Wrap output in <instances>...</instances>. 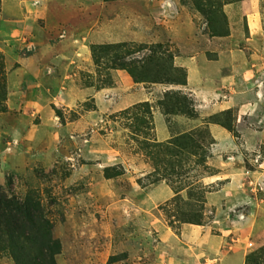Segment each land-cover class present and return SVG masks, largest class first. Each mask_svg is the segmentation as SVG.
<instances>
[{"label": "rangeland", "instance_id": "rangeland-1", "mask_svg": "<svg viewBox=\"0 0 264 264\" xmlns=\"http://www.w3.org/2000/svg\"><path fill=\"white\" fill-rule=\"evenodd\" d=\"M244 1L0 0V187L39 198L57 264H123L136 244L154 243L157 210L142 216L125 198L147 209L158 180L173 192L158 206L173 230L198 219L218 228L211 194L231 179L230 216L264 227V74L263 96L246 84L264 56L250 39L264 38V0L257 29ZM96 44L131 55L96 60ZM130 60L141 80L120 67ZM36 70L47 88L28 82ZM222 101L229 107L215 109ZM183 135L193 141L172 142ZM254 230L239 241V264H264ZM0 264L13 262L0 254Z\"/></svg>", "mask_w": 264, "mask_h": 264}, {"label": "crops", "instance_id": "crops-1", "mask_svg": "<svg viewBox=\"0 0 264 264\" xmlns=\"http://www.w3.org/2000/svg\"><path fill=\"white\" fill-rule=\"evenodd\" d=\"M247 6H249V15L248 18L250 26L252 28H260L262 25L260 20L261 17L258 14L260 3L258 0H245ZM89 42H96L98 38H87ZM251 40L256 41V43H264V38H250ZM85 38L78 39L79 51L86 56L89 54L88 47L84 42ZM81 47V48H80ZM257 68H252L251 73L249 74L247 84V90L253 94L255 98L256 92H260V95L263 96V83L259 87L258 81H262V75L264 74L262 67L264 68V56L262 60L255 64ZM39 72L34 71L31 74H26L29 79L28 82L31 85L36 84L42 80L43 88L46 87L45 84H50L48 78L38 75ZM38 75L39 78L34 79ZM40 83V82H39ZM259 87V88H258ZM47 88V87H46ZM229 104L222 101L221 103L216 102L215 109H222L223 107H229ZM233 105V104H230ZM214 107V106H213ZM250 109H254L251 107ZM214 130V128H212ZM215 133H219L218 130H215ZM221 136V133L218 134ZM217 136V137H219ZM220 139V138H218ZM223 166H220L221 171H218V174H224L228 170V163L222 161ZM227 168V169H226ZM225 169V170H224ZM253 180H249L252 183ZM232 182L227 181L222 184L221 187L217 189L211 198L215 199L217 202L216 216H218L219 227L214 228L213 222H207L203 224H192L183 222L180 223L177 230H173L168 226L163 218L159 217L161 215L158 206L168 198L173 195L170 187L163 181L158 180L155 183L148 186L144 195L146 200L149 201V207L143 209L139 204L134 200V198H125L128 202L132 203L135 208L141 209L142 216L151 214L153 209H156L158 215H154L155 220L152 222V236L154 238V243L146 246L143 244H136V249L133 251L135 255H132L128 252L129 257L132 255L133 258L122 261L123 264H239L238 258L240 246L239 241L243 239V236L249 233L250 229L254 228L255 234L258 237H264V227L262 229H257L256 224L252 219L247 218V227L242 229L240 227L241 221L237 220L235 217L230 216L229 211L233 209L234 203L239 199L235 194V190L230 188L228 184ZM137 184V183H136ZM138 186V185H137ZM130 207V206H129ZM131 214L138 219V216H141V212L132 211ZM255 222V221H254ZM254 225V226H253ZM147 236H150L147 234ZM256 237V238H257ZM138 239V238H137ZM256 239H246V245L251 243L250 246L256 247ZM263 257V256H262ZM258 257V258H262Z\"/></svg>", "mask_w": 264, "mask_h": 264}, {"label": "trees", "instance_id": "trees-1", "mask_svg": "<svg viewBox=\"0 0 264 264\" xmlns=\"http://www.w3.org/2000/svg\"><path fill=\"white\" fill-rule=\"evenodd\" d=\"M91 47L92 56L96 60L101 53L110 50L112 60L116 61L115 56L119 52L117 48L124 49L125 55L121 54L123 57L131 55L124 44L108 46L96 44ZM139 50L141 49L137 51ZM132 62L134 61H123L119 65L125 68L134 79H140ZM138 73L141 74V72ZM141 105L146 106L147 103L144 102ZM180 141L192 142V135H183L172 140L176 145ZM172 142L169 141L165 147L169 148L168 144ZM194 223L201 224L200 219ZM59 252L60 242L52 234L51 221L46 216L39 198L34 194H26L23 198H18L7 194L0 187V254L8 256L13 264H57L55 257ZM262 256L264 252L257 254V257Z\"/></svg>", "mask_w": 264, "mask_h": 264}, {"label": "built area", "instance_id": "built-area-1", "mask_svg": "<svg viewBox=\"0 0 264 264\" xmlns=\"http://www.w3.org/2000/svg\"><path fill=\"white\" fill-rule=\"evenodd\" d=\"M248 245L250 246V245H251V243H248Z\"/></svg>", "mask_w": 264, "mask_h": 264}]
</instances>
